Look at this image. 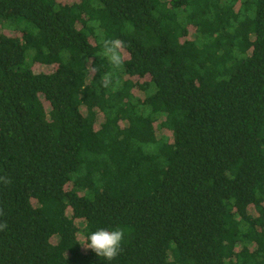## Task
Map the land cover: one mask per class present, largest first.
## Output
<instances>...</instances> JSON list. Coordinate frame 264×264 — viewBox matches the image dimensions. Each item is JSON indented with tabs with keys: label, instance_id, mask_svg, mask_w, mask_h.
Returning a JSON list of instances; mask_svg holds the SVG:
<instances>
[{
	"label": "trees",
	"instance_id": "obj_1",
	"mask_svg": "<svg viewBox=\"0 0 264 264\" xmlns=\"http://www.w3.org/2000/svg\"><path fill=\"white\" fill-rule=\"evenodd\" d=\"M0 177V264H264V0H0Z\"/></svg>",
	"mask_w": 264,
	"mask_h": 264
},
{
	"label": "clouds",
	"instance_id": "obj_2",
	"mask_svg": "<svg viewBox=\"0 0 264 264\" xmlns=\"http://www.w3.org/2000/svg\"><path fill=\"white\" fill-rule=\"evenodd\" d=\"M125 44L119 38L104 39L102 41V56L114 68L119 69L124 64ZM101 87L107 89L112 84V74L106 73L101 78ZM5 184L9 181L0 177ZM2 211V209H0ZM7 228V223H0V230ZM123 229L117 228L115 230H107L104 228L92 232L86 239H82L81 244L86 249H91L98 257H103L108 261L114 260L122 251L121 242L124 238Z\"/></svg>",
	"mask_w": 264,
	"mask_h": 264
},
{
	"label": "rangeland",
	"instance_id": "obj_3",
	"mask_svg": "<svg viewBox=\"0 0 264 264\" xmlns=\"http://www.w3.org/2000/svg\"><path fill=\"white\" fill-rule=\"evenodd\" d=\"M35 68H36V70L40 69V70L45 71V72H51L52 69H53L52 67H48L49 70H48V69H44V70H43V69L40 67V65H36Z\"/></svg>",
	"mask_w": 264,
	"mask_h": 264
}]
</instances>
